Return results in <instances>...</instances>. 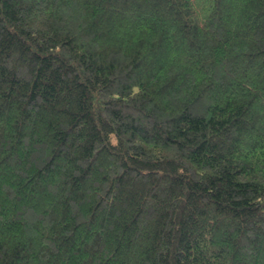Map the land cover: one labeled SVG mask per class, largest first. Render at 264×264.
<instances>
[{
    "label": "trees",
    "instance_id": "trees-1",
    "mask_svg": "<svg viewBox=\"0 0 264 264\" xmlns=\"http://www.w3.org/2000/svg\"><path fill=\"white\" fill-rule=\"evenodd\" d=\"M0 264H264V0H0Z\"/></svg>",
    "mask_w": 264,
    "mask_h": 264
}]
</instances>
